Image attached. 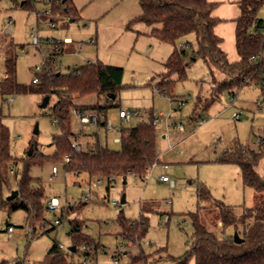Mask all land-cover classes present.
Masks as SVG:
<instances>
[{
	"label": "rangeland",
	"instance_id": "374dc122",
	"mask_svg": "<svg viewBox=\"0 0 264 264\" xmlns=\"http://www.w3.org/2000/svg\"><path fill=\"white\" fill-rule=\"evenodd\" d=\"M51 1L35 0L31 8H22L24 0H0V121L8 128L10 154L7 161L0 160V175L5 179L0 188V264H40L54 243L68 253L78 237H89L94 243L78 246V252L71 255L74 264H84V246L93 252L95 245L97 251L88 264H130L133 257L141 254L146 257L145 264H178L174 259L185 256L194 243L192 214L199 212L209 230L223 233L219 209L200 200V187L208 189L214 199L234 207L238 217L244 208L260 204L262 194L244 186L240 167L219 159L231 150H257L258 140H264L262 87L251 83L223 90L214 97L215 84L223 81L225 74L212 72L196 54L197 35L183 36L175 45L150 36L154 27L136 20L141 13L139 0H74L76 20L71 22L73 17L69 15L53 14L54 28L50 26L52 16L45 15L53 9ZM258 18L264 20V5ZM35 31L41 38L42 53L33 46L31 34ZM67 38L73 44L54 55L55 62L48 61L51 72L57 69L70 74L89 61L124 70L123 89L113 103L116 106L108 108L102 120L117 131L103 125H83L73 111L72 144L78 142L86 150L98 143L119 151L122 144L115 139L121 138L123 128L157 119L158 161L146 179L130 177L123 184L118 178L108 191L106 180L67 170L65 158L52 159L56 152L54 138L60 134L52 114L58 95L29 90L2 92L8 58L16 59V83L39 89L42 85L32 81L42 73L35 67L44 68L42 54L47 58L52 54L47 39ZM181 45L187 46L189 65L183 74L168 73L165 63ZM227 56L230 62L237 57L234 53ZM161 81L172 82L170 93L175 101L158 90ZM46 96L47 107H42ZM68 97L79 106L106 103L105 98L96 95ZM120 108L137 111L139 116L124 122L119 118ZM37 125L39 133L35 134ZM31 147V156L51 157L30 166L32 185L44 191L45 199L56 197L60 203L58 211L45 210V219L35 229L29 223L28 212H11L7 201L18 189ZM54 167L56 175H52ZM257 172L264 177V158ZM162 175L168 176L170 182L160 181ZM89 184H96L91 192ZM86 196L89 200L85 202ZM124 196L126 202L121 204ZM142 216L146 225L141 238L125 237L121 219L139 221ZM62 218V223L56 225L55 220ZM75 225L79 226L77 230ZM9 227L14 229L11 234ZM234 232L233 226L224 231L226 235ZM115 257H120L118 263ZM188 264H195V260L190 258Z\"/></svg>",
	"mask_w": 264,
	"mask_h": 264
},
{
	"label": "trees",
	"instance_id": "16d2710c",
	"mask_svg": "<svg viewBox=\"0 0 264 264\" xmlns=\"http://www.w3.org/2000/svg\"><path fill=\"white\" fill-rule=\"evenodd\" d=\"M35 0H24L22 8H31ZM51 1V0H49ZM53 9L50 21H55L53 14L69 15L76 20L78 13L74 0H52ZM141 13L136 19L153 26L150 36L160 41L175 45L176 41L190 33H195L198 39L196 54L211 68L225 74V79L216 82L214 97L226 89L242 88L251 83L261 85L264 96V20L258 18V12L264 5V0H240L241 15L236 20V49L240 57L237 62H230L227 54L221 48L222 39L215 33V27L220 22L212 14L218 4L208 0H139ZM159 26V27H157ZM65 48L60 53H63ZM59 53V54H60ZM195 57L191 60L193 61ZM187 62L186 49L177 47L168 58L165 66L168 73H185ZM123 68L106 65L101 62L87 63L70 74H62L60 70H53L50 74L42 72L38 75L41 84L39 89L23 87L16 83V59L8 58L5 62V79L1 84L2 92L12 90L41 92L45 95L56 93L59 101L53 108L55 123L59 124L60 134L55 136L56 152L52 159L70 157L67 170L76 173H87L90 177L106 180L107 190L116 179L138 177L146 179L150 169L158 161L156 145L155 119L142 121L136 126L123 128L119 142L122 148L119 151L110 150L106 146L94 144L89 149L77 152L72 146L75 133L72 130L73 111H95L99 117V125L107 127L106 117L108 108L114 105L120 91L123 89ZM41 81V83H40ZM158 90L169 94L172 101L174 96L170 93L172 82L161 81L157 84ZM77 95L78 98L96 95L105 98V105H77L68 96ZM113 96L115 98L113 99ZM213 101V100H212ZM210 106V105H209ZM208 106V107H209ZM34 146V145H32ZM9 154L8 128L0 121V160L5 162ZM264 158V140L257 150L241 148L227 151L219 159L222 163L236 164L241 169L243 184L262 194L260 204L256 208H244L243 214L238 217L234 207L213 198L210 191L204 186L200 187L201 201H207L219 209L218 220L221 222L223 233L211 231L202 222L200 213L192 214L194 228V243L190 251L183 257L174 259L178 264H188L190 258L195 264H264V177L257 172L260 160ZM51 159L42 155L40 158L28 156L23 176L19 181V195L9 201V210L15 212L25 210L29 214V223L35 229L37 223L45 219V194L41 188L32 185L29 176L30 166L37 162ZM5 181L0 175V188ZM80 203H83L80 201ZM79 203V204H80ZM84 203L83 205H85ZM73 212L69 210V213ZM123 235L125 237L137 236L138 239L145 232L146 218L139 221L121 219ZM233 226L243 239L236 244L233 235H226L225 229ZM79 228L75 225V229ZM137 239V240H138ZM81 243H94L89 237L75 238V252L66 253L57 243L48 251L46 258L40 264H74L73 257L78 252ZM84 255L90 259L98 246ZM146 257H133L130 264H145Z\"/></svg>",
	"mask_w": 264,
	"mask_h": 264
},
{
	"label": "built area",
	"instance_id": "2783aa9c",
	"mask_svg": "<svg viewBox=\"0 0 264 264\" xmlns=\"http://www.w3.org/2000/svg\"><path fill=\"white\" fill-rule=\"evenodd\" d=\"M47 1H49V0H47ZM45 15L46 16H50L51 15V11H46ZM50 26L52 28L56 27V22H54V21L51 22L50 21ZM31 36H32V39H33V46L35 48L40 49V51H41V47H40L41 38H40L38 32L35 31L34 33L31 34ZM47 43L50 45V47L52 49V54L49 55V58H47V56L45 57L42 54V58L44 60V68L36 66L35 67V71L36 72H47L48 74H50L52 68L48 65V61L52 60L53 62H55V60L53 58L54 55L59 54L63 50V48H65L66 44H70L71 42H70V39H66L65 41H57V40H54V39H47ZM180 48L186 49L187 46L181 45ZM41 53H42V51H41ZM88 63H92V62L89 61ZM32 82L34 84H37L39 82V77H35ZM182 106H183V101L180 102L179 107L181 108ZM75 114L80 119V121H81V123L83 125H86V124H97V125H99L100 117L95 111H75ZM138 116H139V113L137 111L126 110L124 108H120V110H119V117L124 122H130L134 117H138ZM157 122H158V120L155 119V126L157 125ZM107 128L110 131H114V132L116 131V128H114L110 123L107 124ZM179 128H181V126H179ZM117 141H120V139H117ZM258 143L262 144L263 140H258ZM72 146L77 152L82 151V147H81V145L78 142L73 143ZM65 160H66V163L70 162V157L67 156L65 158ZM57 172H58L57 168L54 167L53 170H52V175H56ZM99 181H101V180L99 179ZM160 181H162V182H170V179H169L168 176L164 175V176H162L160 178ZM95 186H96V184H93V185L89 184V188H88L89 191L91 192L92 188H94ZM87 200H89V196L85 197V202ZM112 204L115 205V206L117 205L116 202H113ZM44 206H45V209L47 211H58L60 203H59L58 198L52 197L50 199H45L44 200ZM63 220H64V218L56 219L55 220V224L56 225H60ZM43 225L46 226V221H45V223ZM221 226H222V224H221ZM13 232H14V229L12 227H9L8 228V233L11 234ZM61 248H63V247L61 246ZM84 250L89 251L87 246H84ZM119 259H120V257H115V260H114L115 263H118ZM88 262H89V259L86 258L84 264H88Z\"/></svg>",
	"mask_w": 264,
	"mask_h": 264
},
{
	"label": "crops",
	"instance_id": "0c3cea01",
	"mask_svg": "<svg viewBox=\"0 0 264 264\" xmlns=\"http://www.w3.org/2000/svg\"><path fill=\"white\" fill-rule=\"evenodd\" d=\"M208 1L218 4L217 7L214 9L212 15L215 18L219 19L220 21L215 27V33L222 39L221 48L227 55L233 53L237 55L236 59L234 61H231V62H237L240 60V57L236 49V26H237L236 20L241 15V9L239 5L240 0H208ZM72 44L73 43L66 45L65 50L68 49L69 46H72ZM107 130L109 129L107 128ZM117 139L119 138H116L115 142H119L117 141Z\"/></svg>",
	"mask_w": 264,
	"mask_h": 264
},
{
	"label": "water",
	"instance_id": "95a60500",
	"mask_svg": "<svg viewBox=\"0 0 264 264\" xmlns=\"http://www.w3.org/2000/svg\"><path fill=\"white\" fill-rule=\"evenodd\" d=\"M73 21H74V19L71 20V22H73ZM114 98H115V96H113V99ZM48 101H49V96H46V98L44 100V103L42 104V107H47ZM34 133L35 134L39 133L38 125L36 126ZM31 155H32V147L30 148V150L28 152V156H31ZM127 182H128V180L123 179V184H127ZM18 195H19V191L18 190L12 191V193L7 197V201H12V200L16 199L18 197ZM125 202H126V199H125V196H124L122 198V200H121V204H124ZM233 240H234V242L236 244H241L243 242V239L240 237V235H239V233L237 231L234 232ZM68 250L70 252H75L76 247L75 246L69 247Z\"/></svg>",
	"mask_w": 264,
	"mask_h": 264
}]
</instances>
